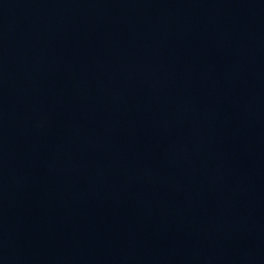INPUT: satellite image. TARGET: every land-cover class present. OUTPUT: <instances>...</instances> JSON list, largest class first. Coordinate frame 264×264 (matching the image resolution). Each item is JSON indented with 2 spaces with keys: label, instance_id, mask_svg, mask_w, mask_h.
<instances>
[{
  "label": "water",
  "instance_id": "1",
  "mask_svg": "<svg viewBox=\"0 0 264 264\" xmlns=\"http://www.w3.org/2000/svg\"><path fill=\"white\" fill-rule=\"evenodd\" d=\"M0 264H264V0H0Z\"/></svg>",
  "mask_w": 264,
  "mask_h": 264
}]
</instances>
